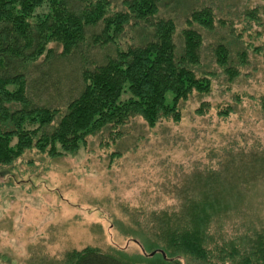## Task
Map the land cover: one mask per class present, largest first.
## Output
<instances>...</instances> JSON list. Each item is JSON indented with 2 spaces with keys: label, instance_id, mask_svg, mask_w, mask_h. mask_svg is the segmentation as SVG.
Returning a JSON list of instances; mask_svg holds the SVG:
<instances>
[{
  "label": "rangeland",
  "instance_id": "obj_1",
  "mask_svg": "<svg viewBox=\"0 0 264 264\" xmlns=\"http://www.w3.org/2000/svg\"><path fill=\"white\" fill-rule=\"evenodd\" d=\"M109 1L113 9L122 8L123 0ZM203 6L213 8L216 19L228 22L213 33L195 27L205 38L199 72L216 74L212 93L194 94L184 102L179 124L162 121L149 128L138 118L126 126L116 144L105 146L111 138L104 131L89 138L77 155L52 158L33 150L12 167L0 168V264H66L68 254L86 248L113 254L129 264L158 263L159 254L149 252L158 227L166 218L175 227L185 222V202L207 189L205 177L217 174L224 152L257 146L264 150V64L250 48L264 44V1L160 0L159 11L180 29L191 12ZM255 8L260 25L244 18L245 11ZM151 38L147 30H129L120 47L142 45ZM219 44L230 48L234 60L238 51L249 53V65L241 68V77L233 83L227 82L214 62L212 50ZM116 50L114 45L86 46L75 55L32 65L27 73L29 97L38 106L64 109L68 99L85 86L81 71L85 62L101 63ZM236 96L242 99L241 105H235ZM171 101L168 94L167 102ZM203 102L213 109L200 117L195 110ZM230 104L236 107L235 113L220 118L216 108ZM220 180L214 184L217 190L230 184ZM250 193L255 217L249 213L248 219L260 226L264 184ZM245 222L236 217L223 228L213 226L211 234L221 245L242 234ZM179 264L206 263L186 259Z\"/></svg>",
  "mask_w": 264,
  "mask_h": 264
},
{
  "label": "trees",
  "instance_id": "obj_2",
  "mask_svg": "<svg viewBox=\"0 0 264 264\" xmlns=\"http://www.w3.org/2000/svg\"><path fill=\"white\" fill-rule=\"evenodd\" d=\"M159 3L123 0L118 10L109 0H0L1 169L12 167L33 150L52 158L77 155L89 138L104 131L111 138L105 146L116 144L134 119L141 118L149 128L162 121L179 124L184 102L194 94L212 93L216 74L199 72L205 38L197 29L213 33L228 22L216 19L215 10L203 6L193 10L179 29L171 18L160 15ZM244 18L260 25L256 8L245 11ZM129 30H147L152 38L122 49L120 41ZM229 30L233 31L231 25ZM111 45L117 47L112 57L101 63L85 62L81 70L85 86L78 96L68 99L64 109L38 106L29 97L27 73L32 65L75 55L86 46ZM250 48L264 64V44ZM212 54L229 83L239 79L241 68L249 65L246 50L238 51L237 61L224 44L216 45ZM168 94L172 103L167 102ZM235 99V105H241L242 99ZM211 109L209 102H203L195 112L204 117ZM235 109L231 104L216 108L223 119ZM223 157L217 174L205 177L207 189L185 202V222L175 227L166 218L158 227L149 252H157L160 261L151 264H179L186 259L206 264H264V222L256 226L248 219L250 214L255 217L250 192L264 184V150L258 146L231 149ZM220 178L230 184L217 190L214 184ZM236 217L246 219L241 224L243 233L220 245L211 234L213 226L223 228ZM66 264L129 263L86 248L68 254Z\"/></svg>",
  "mask_w": 264,
  "mask_h": 264
}]
</instances>
